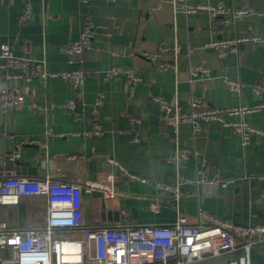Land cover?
Instances as JSON below:
<instances>
[{
    "label": "crops",
    "instance_id": "obj_1",
    "mask_svg": "<svg viewBox=\"0 0 264 264\" xmlns=\"http://www.w3.org/2000/svg\"><path fill=\"white\" fill-rule=\"evenodd\" d=\"M184 1L219 3L230 12L246 13L224 23L205 10L184 13L162 0H0V45L8 44L15 56L43 61L49 72H85L79 88L58 75L28 81L0 75V86L24 93L22 104L0 111V173L13 169L21 177L81 184L87 225H164L179 214L195 221L198 208L235 223L264 225V183L260 198L252 183L264 177V136L242 144L238 134L217 122H202L195 133L180 123L172 132L153 99L173 102L181 111H189L195 98L201 107L215 108L264 102V91L255 95L252 90L264 83V9L247 7L245 0ZM24 8L29 19L19 21ZM86 21L93 26L92 37L69 62L60 48L78 37ZM252 36L259 40L230 45L224 58L204 47L214 40ZM160 47H177L176 56L161 54L175 69H161L158 60L143 55ZM188 64H201L209 74H189ZM112 65L130 68L140 80L106 79L103 70ZM223 76L239 80L240 91L230 90ZM98 92L102 104L94 114ZM71 99L77 109H64ZM31 103L38 108L32 110ZM244 119L264 131V107ZM46 126L53 135L45 136ZM25 138L44 140L45 146L24 144ZM176 150H187L189 156L174 165L168 159ZM14 151L15 160L9 156ZM199 165L207 166V180L220 178L221 186L207 182L201 190L193 184ZM89 182L96 185L89 187ZM157 182L177 186L180 197L158 190ZM102 188H112L115 195L104 198ZM44 211L42 197L25 196L0 205V219L28 229L44 224ZM250 264H264V242L251 251Z\"/></svg>",
    "mask_w": 264,
    "mask_h": 264
},
{
    "label": "built area",
    "instance_id": "obj_2",
    "mask_svg": "<svg viewBox=\"0 0 264 264\" xmlns=\"http://www.w3.org/2000/svg\"><path fill=\"white\" fill-rule=\"evenodd\" d=\"M85 2L87 0H78ZM171 2L174 9L184 13L198 10L207 11L213 18L221 17L226 23L230 17L246 13V10L230 12L219 3L197 2L191 5L184 0H162ZM29 19V10L24 8L18 15L19 21ZM93 34L90 21L83 23L78 37L61 46V51L69 62L74 56L82 53L88 46ZM248 40H259L258 36L237 39L214 40L204 47L213 48L219 58H224L230 45ZM0 75L9 78L20 77L28 81L33 76L45 79L58 75L70 80L73 86L81 87L85 72L82 69L49 72L41 60H30L15 56L8 44L0 45ZM193 50L188 49V53ZM177 55V47H160L155 51H146L143 55L151 61H157L161 69L176 68L168 60L161 59V54ZM189 74H209V69L201 64H188ZM106 79L123 77L130 84L140 78L128 67L112 65L103 70ZM223 82L232 91H240V81L222 77ZM132 88V87H130ZM255 95L264 91V83H257L252 88ZM159 106L161 117L176 130L180 123H188L195 133L202 122H217L222 127L230 128L246 144L255 137L264 136V131L244 119V114L264 107V102L253 107L244 105L215 108L201 107L199 99L190 101L189 111H181L173 102L153 98ZM24 101V93L19 88L0 86V111L14 108ZM102 104V93L93 105L94 114ZM74 100H68L64 109L73 110ZM32 110L38 108L31 103ZM239 116V119L227 117ZM134 120V119H132ZM99 129V126H96ZM46 137L53 135L51 126L44 130ZM24 144L45 146V141L38 138H25ZM10 158L18 157L16 151ZM189 156L187 150H176L168 159L174 165ZM109 179V176H106ZM264 178V177H262ZM96 183L89 182V187ZM160 191L170 193L173 198L180 197V189L171 184L156 183ZM104 198H112V188H102ZM82 185L74 182H61L48 177L28 178L17 176L13 169L0 173V205L16 204L22 197H42L45 202L44 224L28 229H17L8 226L0 219V264H200L206 261H217L218 264H250V253L257 244L264 242L263 224H239L220 218L211 212L198 208L196 220L179 214L175 221L164 225H87L84 221L82 203ZM81 236L70 238L53 237L59 231H80ZM215 264V263H214Z\"/></svg>",
    "mask_w": 264,
    "mask_h": 264
},
{
    "label": "water",
    "instance_id": "obj_3",
    "mask_svg": "<svg viewBox=\"0 0 264 264\" xmlns=\"http://www.w3.org/2000/svg\"><path fill=\"white\" fill-rule=\"evenodd\" d=\"M245 5L247 7L253 8L255 10H260V9H264V0H245ZM75 106H74V110L77 109V102L74 101ZM96 121H94L95 123ZM169 129L173 132V127L168 124ZM206 168L207 166H202L199 165L197 166L196 170H195V174L194 176L191 178L193 184L195 185H200L201 190H203V188L206 187L207 182H211V183H215L216 187H220L221 184L223 183L222 180H220V178H216L213 180H207L206 178ZM252 183L255 187V193L257 195L258 198L261 197L262 194V190L260 188V185L264 183V178H256L252 180Z\"/></svg>",
    "mask_w": 264,
    "mask_h": 264
},
{
    "label": "rangeland",
    "instance_id": "obj_4",
    "mask_svg": "<svg viewBox=\"0 0 264 264\" xmlns=\"http://www.w3.org/2000/svg\"><path fill=\"white\" fill-rule=\"evenodd\" d=\"M53 237L57 238H70L73 237V235L65 234V233H54Z\"/></svg>",
    "mask_w": 264,
    "mask_h": 264
}]
</instances>
